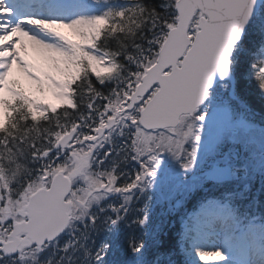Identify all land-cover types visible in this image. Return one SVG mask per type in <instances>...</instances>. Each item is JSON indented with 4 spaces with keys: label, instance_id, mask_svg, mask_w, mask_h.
<instances>
[{
    "label": "snow or ice",
    "instance_id": "6c2138e0",
    "mask_svg": "<svg viewBox=\"0 0 264 264\" xmlns=\"http://www.w3.org/2000/svg\"><path fill=\"white\" fill-rule=\"evenodd\" d=\"M0 264H264V0H0Z\"/></svg>",
    "mask_w": 264,
    "mask_h": 264
}]
</instances>
